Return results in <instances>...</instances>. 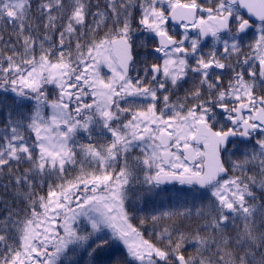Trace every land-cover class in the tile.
Wrapping results in <instances>:
<instances>
[{
	"label": "snow or ice",
	"instance_id": "obj_1",
	"mask_svg": "<svg viewBox=\"0 0 264 264\" xmlns=\"http://www.w3.org/2000/svg\"><path fill=\"white\" fill-rule=\"evenodd\" d=\"M0 264H264V0H0Z\"/></svg>",
	"mask_w": 264,
	"mask_h": 264
}]
</instances>
